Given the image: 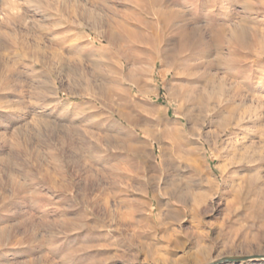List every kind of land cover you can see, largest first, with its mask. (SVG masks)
<instances>
[{
  "label": "rangeland",
  "instance_id": "1",
  "mask_svg": "<svg viewBox=\"0 0 264 264\" xmlns=\"http://www.w3.org/2000/svg\"><path fill=\"white\" fill-rule=\"evenodd\" d=\"M32 2L57 7L29 9L41 27L17 23L13 33L5 21L21 17V0H0V100L28 94L17 84L21 78L38 90L55 80L59 95L45 100L57 112L69 104L73 112L94 108L87 117L97 119L85 130L91 135L73 143L98 159L90 169L67 163L71 150L59 142L73 135L72 125L59 134L34 133L26 145L32 183L15 192L0 190V243L40 228L63 241L60 254L70 250L71 264H208V253L198 250L197 241L214 239L211 264L239 257L256 258L226 264H264V171L259 179L253 176L264 170V158L249 152L264 149V101L252 103L247 93V102L230 116L222 100L202 106L189 95L208 70L187 67L188 48L203 41L198 33H185L177 11L187 8L185 15L194 19L207 13L219 20L211 11L214 0ZM221 32L210 39L225 53H235L241 71L252 72L248 92L264 95L255 87V69L264 65V41L253 37V50L243 52ZM72 67L79 69L74 91L80 94L67 96ZM143 98L160 114L125 125L117 111ZM196 99L200 104L194 106ZM105 144L115 150L106 151ZM157 178L162 190L176 183L174 193L157 195ZM189 188L193 195L185 201ZM32 190L33 195L26 194ZM183 233L192 236L186 247L178 246ZM189 248L190 260L185 255ZM6 251L31 264L58 259L46 256L40 245Z\"/></svg>",
  "mask_w": 264,
  "mask_h": 264
},
{
  "label": "clouds",
  "instance_id": "2",
  "mask_svg": "<svg viewBox=\"0 0 264 264\" xmlns=\"http://www.w3.org/2000/svg\"><path fill=\"white\" fill-rule=\"evenodd\" d=\"M214 4L215 7L211 11L213 15L220 18L219 20L210 18L207 13L203 19H194L185 15V12H190V9L187 8L184 11H177L178 17L184 24L185 33H198L203 41L201 44L188 48L189 55L186 61L189 69L203 66L208 70L204 82L193 84L189 93V95L199 98L202 101V106H206L210 102L231 99L238 93L245 94L246 98L249 87L253 85L252 72L241 71L237 67L240 61L234 58L235 53L232 51L225 53L210 37L218 31H226L229 35V43L243 52L253 50V37L264 41V0H214ZM18 6L22 9L21 17L16 20L5 21L7 26L13 29V33L16 31L15 25L17 23L22 24L25 28L30 25L33 29L41 27L40 21L33 19L29 14V9L38 7L54 10L57 7L55 4L49 3L37 5L32 0H21ZM172 47H175V43ZM78 71L79 69L72 67L68 77L70 87L66 90L67 96L80 94L74 91L76 81L80 79L77 76ZM255 72L259 74L255 80V87L264 89V65L257 66ZM17 84L22 93L27 92L28 94H22L10 101L0 100V148L10 146L9 151H0V190L11 187L12 191L15 192L21 188L27 189L32 183L26 167L30 160V156L26 155V145L30 143L32 135L39 132L40 129H46L51 135L52 132L58 134L63 132L65 125H72L73 135L62 137L59 142L60 146L63 148L66 144L71 150L72 155L67 160L68 164L81 165L90 169L91 164L98 159V156L73 142L83 143L85 136L91 135L85 130L89 129L97 119L96 117H87V113L94 111V108L92 106L78 107V110L73 112L72 106L69 104L64 106L63 111L57 112L55 106L45 100L46 97L59 95L55 80L50 81L45 90H38L22 78L17 80ZM252 99L264 101V95L258 94ZM56 103L58 104L59 101ZM261 106L264 107V104ZM103 147L106 151L115 150L108 144L103 145ZM249 152L252 155L259 154L261 158H264V149L256 151L250 149ZM245 155L247 156L248 153ZM250 162L258 163L259 160H251ZM261 171L264 170H257L253 176L257 179L261 178ZM155 183L156 194L162 196L173 194L178 186L173 183L171 187L162 190L159 178ZM26 194L33 195L34 190L26 191ZM192 195L191 188L185 190L183 193L184 200L190 199ZM208 223L211 224V221ZM183 235L185 240L178 242L180 247H186L192 240L189 233H183ZM54 236V233L42 231L40 228L14 234L12 241L5 240L0 243V264H31L29 260L12 257L6 249L33 245H40L46 256L58 257L54 264H71L70 250L61 255L59 249L63 241L56 242ZM197 243L199 245L198 250H204L208 253L206 259L208 264H211L210 252L214 239L200 240ZM191 252L192 249L189 248L185 253L189 260L191 259Z\"/></svg>",
  "mask_w": 264,
  "mask_h": 264
},
{
  "label": "bare ground",
  "instance_id": "3",
  "mask_svg": "<svg viewBox=\"0 0 264 264\" xmlns=\"http://www.w3.org/2000/svg\"><path fill=\"white\" fill-rule=\"evenodd\" d=\"M163 14V13H162ZM224 32V31H223ZM223 32H221V34H223ZM225 34V33H224ZM223 34V35H224ZM217 36V35H216ZM221 39V38H220ZM259 40V39H258ZM223 41V40H222ZM259 54V53H258ZM124 57V56H123ZM240 59H242V58H240ZM246 59V58H245ZM247 59H249V61H250V58H247ZM252 59V58H251ZM155 61H157V60H155ZM155 61H154V63H155ZM253 62V61H252ZM254 63V62H253ZM127 79V78H126ZM120 81V80H119ZM129 81V80H128ZM124 82V81H123ZM130 82H132V81H130ZM129 82V83H130ZM128 83V82H127ZM128 83V84H129ZM131 84H134L133 82L131 83ZM250 89V88H249ZM104 90V89H103ZM112 90V89H111ZM138 91V90H137ZM249 91V90H248ZM133 92V90L132 89H130V91H129V93L130 94H133L132 93ZM141 95H142V97H147V98H149L148 96H147V94H145V93H143V92H141V91H138ZM103 93V92H102ZM248 93H250L249 94V100H250V102H252V103H261L262 101H260V100H253L252 99V97L253 96H256V95H261V91H259V90H255V89H253L251 92H248ZM114 95V94H113ZM248 97L246 96V98H245V94H241V93H238V94H236L235 96H233L231 99H226V100H222V103L224 102L225 104H226V106L225 107H227V110H226V112H227V114L228 115H234L235 113H236V111H237V107H239L240 105H244L246 102H247V100H248ZM107 98V97H106ZM182 98V97H181ZM103 100H104V96H103ZM113 102V101H112ZM136 102V101H135ZM138 102H140V103H138ZM138 102L137 103H134L133 105H132V107L130 106V108L128 109L127 108V110H125V109H121V110H119V111H117V116H118V118L125 124V125H127V126H133L134 124H135V122L140 118V117H150V118H154L155 117V115H158V114H160V110H158L154 105H152V104H147L148 102H146V100H145V98H143L142 100H138ZM187 102V99L184 97V98H182L181 99V104H185ZM220 102H221V100H220ZM251 103V104H252ZM200 104V101L199 100H194L193 101V105L194 106H197V105H199ZM133 111H136L137 112V116H134L133 114H132V112ZM185 117H186V119L188 120V118H189V113L188 112H185ZM161 118V117H160ZM160 120V119H159ZM163 121H164V119H163ZM239 122V121H238ZM161 123V122H160ZM238 125V124H237ZM132 150V149H131ZM130 150V151H131ZM133 151V150H132ZM234 193H236V192H234ZM237 196V195H236ZM237 199V198H236ZM238 200V199H237ZM239 201H240V199H239ZM240 203V202H239ZM1 237V236H0Z\"/></svg>",
  "mask_w": 264,
  "mask_h": 264
},
{
  "label": "water",
  "instance_id": "4",
  "mask_svg": "<svg viewBox=\"0 0 264 264\" xmlns=\"http://www.w3.org/2000/svg\"><path fill=\"white\" fill-rule=\"evenodd\" d=\"M256 257H239V258H224L219 261L214 262L213 264H226V263H238L253 260Z\"/></svg>",
  "mask_w": 264,
  "mask_h": 264
}]
</instances>
